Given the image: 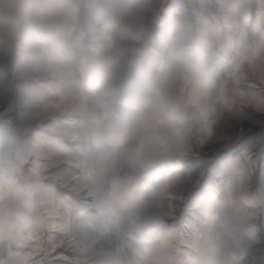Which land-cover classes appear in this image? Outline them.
I'll return each instance as SVG.
<instances>
[{"label":"clouds","instance_id":"9594fccd","mask_svg":"<svg viewBox=\"0 0 264 264\" xmlns=\"http://www.w3.org/2000/svg\"><path fill=\"white\" fill-rule=\"evenodd\" d=\"M13 53L23 59L28 81L49 94L55 83L70 84L81 98L74 113L100 176L88 189L95 217L81 210L69 230L82 238L114 225L132 254L128 259L90 246L87 264H239L244 239H257L264 194L238 175L223 198L211 183L192 196L200 224L209 228L195 243L178 238L166 222L170 214L147 199H164L181 177L186 143L199 121L185 88L199 93L205 87L212 58L205 36L185 31L154 0H0V54ZM7 72L0 60V76ZM26 90L40 102L47 99L34 87ZM65 119L62 113L35 119L30 135L0 127V244L49 228L58 193L37 163L46 150L39 129L55 133ZM208 137L223 138L213 130ZM223 167L233 172L237 163ZM31 259L21 250L0 257V264Z\"/></svg>","mask_w":264,"mask_h":264},{"label":"rangeland","instance_id":"374dc122","mask_svg":"<svg viewBox=\"0 0 264 264\" xmlns=\"http://www.w3.org/2000/svg\"><path fill=\"white\" fill-rule=\"evenodd\" d=\"M154 3L159 8L170 10L181 21L185 31L208 39L212 53L211 66L218 58L227 66L233 56L229 41L235 38V34L223 27L221 0H154ZM151 27L153 43L159 47L156 38L158 29ZM164 51L166 56L170 55L167 49ZM0 60H6L8 64V72L0 76V127L10 126L20 134L30 135L36 126L35 116L40 111V101L26 88H36L47 99H50V94L46 88L26 79V68L19 54L13 53L8 57L0 54ZM257 92L264 96V90L257 89ZM39 130L46 144L43 156L47 155L49 146H54L57 140L70 150H76V146L67 138L43 127ZM212 130L214 136L222 135L223 138L211 139L206 136L201 120L194 124L193 134L186 143L181 177L170 188V192L178 198L170 202L165 198L158 200L151 194L147 198L149 203H158L165 211H171L166 222L176 228L178 238L187 239L190 243H195L197 234L209 230L200 224L195 209L191 207L192 196L200 192L206 183L216 186L223 198L227 194L229 180L243 173L249 189L264 194V110L240 102H233L228 107L220 104L216 109ZM228 161L237 163L236 171H224L223 166ZM70 170L66 163L55 165L49 170L48 183L64 200L71 219L76 217L74 213L81 210H86L87 218L93 219L95 210L91 207L88 190L66 188L55 179ZM255 223L260 229L257 239H244L246 253L239 264H264V215H258ZM93 234L94 237L90 234L89 240L88 236L82 237L91 247L132 258L131 246L120 237L114 225H109L99 234ZM5 254V246L0 245V257ZM68 255L72 256L71 253ZM55 264H74V261L58 260Z\"/></svg>","mask_w":264,"mask_h":264},{"label":"snow or ice","instance_id":"6c2138e0","mask_svg":"<svg viewBox=\"0 0 264 264\" xmlns=\"http://www.w3.org/2000/svg\"><path fill=\"white\" fill-rule=\"evenodd\" d=\"M221 9L224 14L223 27L235 34V38L229 41L232 59L225 66L218 58L210 66L201 92L192 93L185 88L186 103L204 122L206 136L212 134L214 116L220 104L240 102L264 110V96L257 92V89L264 90V0H221ZM81 102L70 84L55 83L50 89V99L40 102V111L35 116L41 122L50 113H62L66 117L64 127L55 130V133L70 140L76 150H70L62 143L55 144L49 146L47 155L37 163L45 167L49 175V170L55 165H69L71 170L55 179L62 186L74 190H88L90 184L100 176L92 154L82 142L80 121L74 113V108ZM238 179L241 183L246 182L243 173L238 174ZM177 198L171 192L165 194L169 202ZM50 211L53 215L46 231L29 233L16 244H0L6 248L4 256L17 255L23 250L31 256V264H55L58 260L87 264L90 245L70 232L72 219L66 211L64 200L58 196ZM165 212L171 214L170 210Z\"/></svg>","mask_w":264,"mask_h":264},{"label":"crops","instance_id":"0c3cea01","mask_svg":"<svg viewBox=\"0 0 264 264\" xmlns=\"http://www.w3.org/2000/svg\"><path fill=\"white\" fill-rule=\"evenodd\" d=\"M23 80V79H22ZM80 211H78L77 213H74V216H77L79 214ZM94 216V213L92 214ZM95 217V216H94ZM90 234L88 235V240L90 239ZM92 236L94 237V234L92 233Z\"/></svg>","mask_w":264,"mask_h":264}]
</instances>
